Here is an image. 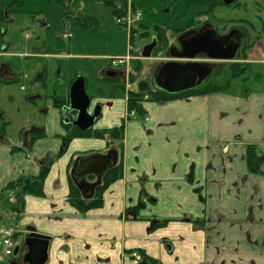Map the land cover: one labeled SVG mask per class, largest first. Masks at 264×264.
<instances>
[{
    "label": "crops",
    "instance_id": "obj_1",
    "mask_svg": "<svg viewBox=\"0 0 264 264\" xmlns=\"http://www.w3.org/2000/svg\"><path fill=\"white\" fill-rule=\"evenodd\" d=\"M78 2L0 0V57L22 61L20 71L25 70L32 96L27 127L20 133H8L12 119L7 111L0 114V198L9 184L39 178L41 161L50 160H45L49 172L42 197L25 195L23 210L17 213L13 206L7 214L0 200V219L15 222L0 228L15 229L20 244L30 228L49 237L46 264H140L133 252L147 264H264V29L257 34L250 25L239 58L217 62L239 65L244 74L238 78L251 76L252 89L237 93L230 73L224 83H214L223 89L203 96L160 103L144 94L145 114L128 121L132 62L114 68L109 61L114 56L89 51L84 37L99 38L100 29L79 28L83 9ZM194 11L190 22L212 23L214 12ZM83 61L90 64L88 71ZM95 68L99 85L112 91L123 87V93L94 95L96 87L88 82ZM0 70L1 80L10 85L21 79L12 64ZM116 71L122 73L120 82ZM79 77L85 79L93 105L102 106L101 117L88 131L67 124L62 113ZM150 86L166 95L190 92L169 94ZM124 121L121 140L95 137ZM108 151L118 153L122 177L103 192L100 208L81 214L68 201L74 162ZM11 199L14 205L16 195Z\"/></svg>",
    "mask_w": 264,
    "mask_h": 264
},
{
    "label": "rangeland",
    "instance_id": "obj_2",
    "mask_svg": "<svg viewBox=\"0 0 264 264\" xmlns=\"http://www.w3.org/2000/svg\"><path fill=\"white\" fill-rule=\"evenodd\" d=\"M78 1L77 4L82 5L83 12L80 15L79 23L77 22V19H73V22H77L79 28L83 29L84 32L96 33L98 29H100L99 38H95L94 35H92L93 40H91L89 33L85 35L83 42L85 43V46L91 49L89 51L93 50V53L115 57L121 55V53L130 54V47L132 46L131 54L133 60L131 61L132 64L130 66L132 82L128 81V83H130L134 93H140V84L142 82L150 84L159 62L162 61V59L165 60L169 58L166 49L175 44V42H177V37L181 35H177V32L175 31H191L194 30L193 27H196V25H194L189 28L190 20L194 19L196 14L194 8L188 5L187 0H147L148 3H141L140 0H125V5H128L129 7L134 5L133 13H135V11L141 13L139 19H134L132 17V28L130 30L121 28L118 25L117 18L111 13L110 8L105 5L108 0ZM237 1L238 6L220 5L215 9L214 16H211V21L217 26L218 33L220 35H225L233 26H242L243 30L246 31L250 29V25L255 26V33H261L264 29L263 0ZM32 9L37 11L35 6H32ZM204 17L205 16H203V18ZM259 17L262 18V21ZM95 18H98L97 22L100 23V28L98 27L95 31H92L91 28L86 27V25L89 24V26H91V22L88 21V19L92 20ZM204 23L206 22H203V24ZM158 27L163 28L164 30L155 29ZM133 31H137V33H134ZM162 35H164L165 39H161ZM154 40L158 42V47L153 53L152 58L143 59L141 57L142 51L145 47L151 45ZM162 40H164V43H162ZM21 62V60L15 58L0 57V66L5 63L12 64L14 70L18 74H21V79H19L18 83H14L9 87L0 90V114L5 113L6 111L8 112L9 117L12 119V124L6 131L8 133L11 131L12 134H18L23 130V127H27V116L30 113L29 99L32 97L28 91L30 83L28 85V77L23 76L25 70L20 71L24 66ZM83 63L82 66L88 71L87 65L90 64L85 63L84 61ZM92 64H96V62H92ZM229 65L230 63H225L222 73L213 76L210 83H224L230 77V71L228 69ZM84 71L86 72V70ZM92 71L88 83L91 81L92 85L96 87L94 95H107L111 92L120 94L125 90V88L121 87L112 91L106 84L99 85L97 81L98 78H96L95 74L97 73L96 68ZM218 76H221L222 79L218 78ZM251 78L252 77L249 76L248 78L235 79L234 82L236 83H234V88L232 89L234 90L236 88L237 93L239 94H242L248 88L252 89L253 82ZM85 88L88 94L87 85H85ZM90 88L91 87H89V89ZM144 94L146 95V93H143V95ZM23 100H25V104L22 106L21 102ZM5 192V195L0 198V200L3 201V211H5V214L12 213L14 205L11 197L14 195V191L10 190L7 194L6 189ZM9 195H11L10 198ZM12 223L15 224L14 220L8 217L2 216L0 219V227H7L12 225ZM2 256L3 248L0 247V257ZM13 258L14 256L11 258L4 257L2 261H0V264H11Z\"/></svg>",
    "mask_w": 264,
    "mask_h": 264
},
{
    "label": "water",
    "instance_id": "obj_3",
    "mask_svg": "<svg viewBox=\"0 0 264 264\" xmlns=\"http://www.w3.org/2000/svg\"><path fill=\"white\" fill-rule=\"evenodd\" d=\"M123 1V0H120ZM224 5H234L237 0H221ZM234 32L226 35L218 33L217 26L207 23L200 29L191 30L178 39L180 49L174 47L169 52V60L163 61L151 79L152 87L169 94H178L195 90L205 84L218 69L217 62L236 61L242 49L241 41H233ZM156 40L144 48L143 59H151L157 48ZM205 59L207 61H197ZM68 106L62 108L65 122L82 131L90 130L102 115V106L93 105L85 88V79L79 77L73 82L70 90ZM118 164V153L109 151L103 154H92L75 160L71 170V178L85 200H92L97 187L102 184L103 177ZM94 176L95 183L88 177ZM24 245L27 247L26 262L29 264H46L50 238L30 228ZM20 248L14 255L17 256ZM15 264V263H12Z\"/></svg>",
    "mask_w": 264,
    "mask_h": 264
},
{
    "label": "trees",
    "instance_id": "obj_4",
    "mask_svg": "<svg viewBox=\"0 0 264 264\" xmlns=\"http://www.w3.org/2000/svg\"><path fill=\"white\" fill-rule=\"evenodd\" d=\"M119 0H116L115 2H111L107 5L112 9V13L116 18H119L121 16L126 15L127 11V5H125V1L122 4L121 8L118 6ZM141 3H148L147 0H140ZM188 5L190 7H193L194 9L198 10H206L207 13H212L215 11V9L220 6L224 5L221 0H187ZM235 5H238L237 2ZM134 6V5H133ZM88 21L91 22V26L89 24L86 25V27H90L91 30H96L97 29V20L96 19H88ZM196 25V27L201 26L199 23L193 22V20L189 24V28L193 27ZM195 27V29H196ZM159 30H164L163 28H155ZM134 33H137V31H133ZM177 32V35H180L185 31H175ZM146 35V34H145ZM161 39H165L164 35L161 36ZM164 40H162V43ZM167 41V40H166ZM167 45V42H166ZM248 48L250 46H247ZM231 69V79L234 80L241 75L244 74V69H240L239 65L237 64H232L230 67ZM223 88L216 86L212 83H207L206 85L195 89L193 91L187 92L182 95H166V94H161L159 92H153V89L151 86L146 83L142 82L140 84V93H134L130 92L128 93V98H127V109H128V117L127 120L131 121L133 117H138V116H143L145 114V110L142 106V103L144 99L142 98L144 95L143 93H146V95H149L148 99L151 101L155 102H160V103H166L172 100L176 99H182V98H187L191 96H203L207 95L211 92L219 91ZM134 113V116H131V114ZM125 125L126 121H124L123 125L118 128V129H113V130H108L104 132H98L95 134V137L97 138H104L105 136H110L114 140H121L123 138V134L125 131ZM79 136L83 137H90L91 134L89 132H79L77 133ZM65 151V148L61 150V154H63ZM49 172V167H45L41 170L40 176L37 179H29V178H23L18 180L15 184H10L7 187V190H13L15 195H16V201L14 203V208L15 211L20 213L23 210L24 207V196L25 195H35L38 197H42L44 195V189H43V182L45 180V177L47 176ZM122 164H118L116 167L111 169L110 171L107 172V174L104 176L102 184L96 189V194L95 197L88 201L85 200L79 191V189L75 186L72 180H70V193L68 197V201L71 204L73 208H75L79 213L85 214L88 211L92 209H97L100 208L103 204V192L115 181L120 179L122 177ZM91 181H94V177H90Z\"/></svg>",
    "mask_w": 264,
    "mask_h": 264
},
{
    "label": "built area",
    "instance_id": "obj_5",
    "mask_svg": "<svg viewBox=\"0 0 264 264\" xmlns=\"http://www.w3.org/2000/svg\"><path fill=\"white\" fill-rule=\"evenodd\" d=\"M132 17L134 19H139L141 17V13H139L138 11L133 13L131 9H129L126 15L117 19V23L118 25L130 30L132 28L131 27L133 21ZM131 60H133V57L131 55H127L125 57L110 58L111 65L113 67L126 66L129 64ZM0 238H1V245L3 247L4 257L12 256L15 249L19 246V242L16 239V231L10 228L0 229ZM132 256L138 261L141 260V256H139L137 253L132 254Z\"/></svg>",
    "mask_w": 264,
    "mask_h": 264
},
{
    "label": "flooded vegetation",
    "instance_id": "obj_6",
    "mask_svg": "<svg viewBox=\"0 0 264 264\" xmlns=\"http://www.w3.org/2000/svg\"><path fill=\"white\" fill-rule=\"evenodd\" d=\"M208 23V22H207ZM207 23H204V24H202L201 26H198V27H196V29H200L201 27H203V25H205V24H207ZM195 29V28H194ZM187 32H189V31H186V32H184V33H182L181 35H183V34H185V33H187ZM231 32H234V35H233V37H232V39H233V41H237V42H239V41H241V43H242V47L244 46V45H246V43H247V40H248V37H247V32L246 31H244V30H241L240 28H233V29H231L230 31H228L226 34H229V33H231ZM180 38V36H178L177 37V39H176V41L177 42H175V44H173V45H171L168 49H166V53H167V55L169 56V52H170V50H171V48H174V47H176V48H178V49H180V45H179V42H178V39ZM158 43V42H157ZM156 50V49H155ZM155 50H154V52H155ZM158 66H159V64H158ZM157 66V67H158ZM232 66V64H230L229 66H228V69H229V71H230V73H231V67ZM224 67H225V64H223V65H219L218 66V69H217V71L214 73V75L213 76H216V75H219V74H221L222 73V71L224 70ZM3 70H0V90H3V89H5V88H7V87H9L10 86V82L9 81H5V80H1V78H2V76H3ZM114 75H115V77H116V80H118L119 82L120 81H122L123 79H122V73H120L119 71H116L115 73H114ZM212 76V77H213ZM10 83V84H9ZM24 135V141L26 142V143H28V139H27V134H23ZM24 143V142H23ZM45 160H48V161H50L49 160V156H47L46 157V159ZM45 160H43V161H41V164L42 165H44V168L45 167H48V164L47 165H45ZM48 163V162H47ZM16 182H14L13 184H15ZM12 184V183H11ZM10 185V184H9ZM8 185V186H9ZM7 186V187H8ZM27 251H28V249L27 248H25L24 249V253L23 254H21V256H20V258L19 257H17L16 258V261L14 262L15 264H29V263H27L26 262V255H27ZM143 264H147V262L145 261Z\"/></svg>",
    "mask_w": 264,
    "mask_h": 264
}]
</instances>
